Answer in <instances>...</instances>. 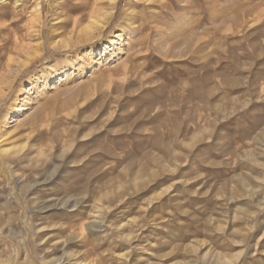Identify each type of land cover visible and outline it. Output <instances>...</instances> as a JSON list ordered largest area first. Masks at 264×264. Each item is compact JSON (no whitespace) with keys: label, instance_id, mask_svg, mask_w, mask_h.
<instances>
[{"label":"rangeland","instance_id":"obj_1","mask_svg":"<svg viewBox=\"0 0 264 264\" xmlns=\"http://www.w3.org/2000/svg\"><path fill=\"white\" fill-rule=\"evenodd\" d=\"M128 1L0 4V264H264V0Z\"/></svg>","mask_w":264,"mask_h":264},{"label":"bare ground","instance_id":"obj_2","mask_svg":"<svg viewBox=\"0 0 264 264\" xmlns=\"http://www.w3.org/2000/svg\"><path fill=\"white\" fill-rule=\"evenodd\" d=\"M6 2H8V0H0V4H5ZM130 5H133V7H136V9H140L139 13L131 16V14L127 12L128 11L127 6H130ZM165 6H167V5L163 0H151V6L146 4V2L145 3H138V2L136 3L135 0H130V1H128L127 4H125V10L121 16L120 23H125L126 21H128L129 18L135 19V22L132 25H130V27H123V30H124V35L128 39L132 38L131 42L133 43V45H135V47L133 49H135L134 51L137 53V55L141 59L146 57V56H149L150 51L149 50L140 51L141 47H140L139 43H141L142 41H144L145 39L148 38L150 31L153 32L158 23L159 24L163 23L161 19H158V16L159 15L163 16L164 14H162V13H164V12L161 11L159 13L158 8L165 7ZM112 17H113V15L111 16V18ZM136 25H139V26H136ZM146 26L149 28L148 32H147V29H142ZM135 36H136V38H133ZM138 38H139V40H137V42H136L135 39H138ZM15 41H16L15 53L20 54L23 51L26 52V50L28 49L27 46L25 44L21 45L18 42V38H15ZM129 53H131V51ZM11 60H13V58ZM169 61H171V60H169ZM140 65L142 67V64H140ZM161 66L163 67V65H161ZM90 228H91L92 232H95L96 234H98V233H100L102 226H101L100 222L95 221L94 224L92 226H90ZM85 245L91 246V244L87 241L85 242ZM66 257L67 258L71 257V260L74 262V264L80 263L78 258L76 256H73V255L72 256H70V255L69 256H63L59 259H56L54 262L64 264ZM67 260L71 261L70 259H67Z\"/></svg>","mask_w":264,"mask_h":264}]
</instances>
